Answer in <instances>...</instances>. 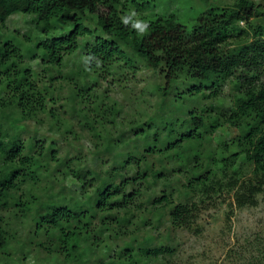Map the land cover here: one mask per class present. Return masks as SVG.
Segmentation results:
<instances>
[{"label":"trees","instance_id":"obj_1","mask_svg":"<svg viewBox=\"0 0 264 264\" xmlns=\"http://www.w3.org/2000/svg\"><path fill=\"white\" fill-rule=\"evenodd\" d=\"M143 9L129 0H0V23L24 13L45 32L55 20L74 24L42 40L32 56L40 55L47 81L0 37V262L34 254L35 264H166L175 252L170 231L197 224V197L235 190L239 208L257 205L264 192V0L212 7L190 26L174 13L149 18ZM142 22L149 25L143 35L135 27ZM78 53L82 66L64 73ZM140 66L159 80L152 108L142 98L146 110L125 116L107 95L93 97L110 78L119 83L110 82L112 90L126 92L130 85L121 84ZM58 78L66 96L53 86ZM229 85L231 102L219 97ZM60 109L79 118L90 155L60 157L54 139L24 144L21 133L9 132L46 116L63 140L74 123ZM218 135L228 141L214 146Z\"/></svg>","mask_w":264,"mask_h":264},{"label":"rangeland","instance_id":"obj_2","mask_svg":"<svg viewBox=\"0 0 264 264\" xmlns=\"http://www.w3.org/2000/svg\"><path fill=\"white\" fill-rule=\"evenodd\" d=\"M238 0H129L130 5L145 6L144 15L151 18L153 14H168L174 13L178 18L187 25L193 22L206 10L216 7L225 6L230 7ZM261 3L262 0H255ZM94 20V19H93ZM89 20L91 27H95V21ZM54 21L55 28L51 31L45 32L35 23L32 15L18 13L9 17L4 23H0V37L3 41H12L15 45L19 46L25 57L26 64L28 63L32 69L39 72L44 76L43 80L47 81V73H43L40 55L32 58L34 53H41L38 49L39 43L51 37H57L73 29L74 24L70 23L62 25L61 22ZM254 22V21H253ZM242 27H247L246 23L241 24ZM249 39H253V33L250 31ZM87 42V41H82ZM80 52V51H79ZM78 53L66 59L65 66L62 68L66 73L70 70H78L82 66V55ZM137 76L129 82L121 84V87L130 85V89L126 92L121 90H112L111 84H119L117 80L112 81L110 78L106 83H102L99 88L93 91L98 95H107L110 102L116 101L123 107V114L131 115L136 112H141L144 108L142 98L149 102L152 108L153 103L156 102L157 95L152 90L159 80L152 69L140 66ZM262 83H264V66L261 68ZM42 76H40L42 78ZM94 78V73L90 76ZM137 81V84H136ZM111 82V84H110ZM53 86L59 90L62 88V95L66 96L68 87L64 84L63 80L58 78L53 82ZM109 90V91H107ZM108 92V93H106ZM209 93V92H208ZM231 87L225 86L221 89L219 97H223L228 102H231L232 97ZM1 97V91H0ZM106 98V99H107ZM135 100V101H134ZM108 102V101H107ZM209 101L205 100L202 105L208 104ZM49 108L54 105L49 104ZM144 110H146L144 108ZM151 110V109H149ZM153 110V109H152ZM60 118H68L74 123L72 133L66 134L63 140L56 128L52 129L50 124L52 122L46 116H42V122L36 123L33 120L25 121L20 126L10 129L11 132L21 133V140L24 144H28L32 137H35L38 142L45 141L49 144L52 139L56 140L59 151L57 156H65L69 154L70 157L77 156V154H91L89 137L82 131L78 124L79 118H72L70 115H64V110L60 109ZM151 114V111H148ZM122 114V115H123ZM59 121V120H58ZM56 121V122H58ZM8 125L7 127H9ZM62 128L59 129V131ZM229 135V134H228ZM217 136V135H216ZM215 136V137H216ZM74 137H78L75 139ZM226 136L214 138L212 144L215 146L220 143L227 142ZM211 144V145H212ZM80 150V151H79ZM45 163V161H44ZM50 170L56 166V162L50 160ZM250 169L246 168L243 172L241 180H248L250 177ZM56 179L62 180L63 177L60 172H54ZM46 181H44L45 184ZM49 183V182H46ZM235 190L223 191L219 195L215 194L209 198L200 199L199 212L197 224L193 229H178L171 232L175 242V252L173 255L168 256L166 264H264V192L258 196V202L255 207L239 208L235 201ZM177 198V195L175 196ZM203 201V202H202ZM9 218V215L7 216ZM9 220L14 223V219ZM168 223L169 220L166 219ZM167 225V224H166ZM167 227V226H166ZM166 227L163 226L161 231L166 232ZM149 228V227H148ZM155 232V231H154ZM26 233L21 230L19 235ZM18 261V262H17ZM35 255H27L23 261L15 259L14 261L3 262L0 264H35ZM50 264V262H47Z\"/></svg>","mask_w":264,"mask_h":264},{"label":"clouds","instance_id":"obj_3","mask_svg":"<svg viewBox=\"0 0 264 264\" xmlns=\"http://www.w3.org/2000/svg\"><path fill=\"white\" fill-rule=\"evenodd\" d=\"M135 27L139 30V33L143 35L146 34L149 25L147 23L142 22V23H137Z\"/></svg>","mask_w":264,"mask_h":264}]
</instances>
